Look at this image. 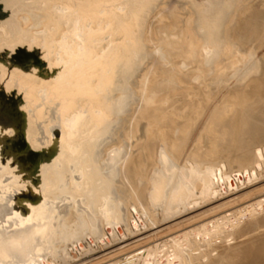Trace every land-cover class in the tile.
Here are the masks:
<instances>
[{"label":"bare ground","instance_id":"obj_1","mask_svg":"<svg viewBox=\"0 0 264 264\" xmlns=\"http://www.w3.org/2000/svg\"><path fill=\"white\" fill-rule=\"evenodd\" d=\"M154 1L0 0V206L15 205L10 212L3 208L0 214V264H42L41 258L55 264L69 246L83 247L84 236L104 242L106 235L114 238L117 232L122 234L119 227L127 221L107 182L120 161L121 147L107 149L100 162L94 154L124 103L123 91L113 94L117 72L120 68L124 73L131 70L143 53L144 42L149 43L150 28L144 36L139 34L140 18ZM191 1H199L201 20L197 27L190 24L184 29L181 38L173 36L178 38L175 46L179 49L172 58L173 68L180 69L184 80L187 74L176 61L196 57L182 61L181 66L195 65L192 73L198 75L189 82L199 85L180 87L171 78L159 81L160 66L152 68L141 86L144 109L130 133V138H135L139 122L144 120L145 136L137 140L139 153L125 163L124 170L130 204L137 212L134 217L140 220V215L145 216L148 230L159 216L158 223L171 221L173 227L199 225L111 264H264V198L248 203L261 188L227 202H211L209 209L181 217L227 193L226 186L234 188L233 179L246 185L264 173V124L249 132L261 115L254 112L261 96L254 94L256 100L246 103L243 117V106H237L238 115L236 110L215 111L185 157L186 141L195 132L201 111L194 121L187 122L190 129L183 141L178 132L168 130L159 136L154 129L157 122L151 106L170 88L193 91L189 97L193 99L201 95L202 87L205 89L202 81L210 75L214 93L217 86L232 79L245 83L246 89L254 83L253 90L260 85L248 80L258 70L251 63L255 49L240 50L232 42L233 36L225 41L219 38L222 6L209 0ZM234 2L238 6L241 0ZM19 10L23 11L16 17ZM159 18L161 22L166 17ZM41 20L46 22L36 27ZM173 23L178 25L177 20ZM107 91L109 99L102 102ZM189 98H182L179 105ZM52 107L57 109L60 131L48 134L46 142L39 144L36 123L44 121L47 132L52 125L48 118ZM181 120L182 116L173 113L159 125L171 127ZM252 145L259 146L252 149ZM144 147L151 161L138 177L136 169ZM12 193L17 196L9 199ZM65 201L73 202L75 209L80 204L83 213H76L68 226L59 224L58 206ZM238 203L250 211L233 209ZM230 211L235 217L230 214L228 220H216ZM230 223L237 226L232 229ZM132 225H136L134 221ZM215 237L217 240L210 242ZM191 238L197 241L190 242ZM170 243L182 248L175 249ZM176 250L185 255L181 258Z\"/></svg>","mask_w":264,"mask_h":264},{"label":"rangeland","instance_id":"obj_2","mask_svg":"<svg viewBox=\"0 0 264 264\" xmlns=\"http://www.w3.org/2000/svg\"><path fill=\"white\" fill-rule=\"evenodd\" d=\"M54 1L59 2L60 0ZM209 1L218 4L223 8V13L219 20V38L225 41L230 36H233L232 42L234 44H238L240 50H245L246 48L255 49L254 55L251 59V63L253 65H256L258 70L257 73L251 75L248 80L254 79L255 81H257L256 84L260 83V85L262 84L263 87L258 85V88L253 90L255 86L254 83L250 89H246L244 88L245 83L240 84L235 79H232L222 85L217 86L215 94L214 91H212L215 88V83L214 80L211 79L212 75H210L209 77H205L202 81L205 89L202 87L201 95L190 99L194 92L187 91L185 88L180 87L188 84L189 87L197 88L199 84L190 83V79L193 76V78L191 79L193 80L194 77L198 75V72L192 73V71L195 70V65L187 64L186 66H181V63L182 61L190 62L196 57L193 56L189 58V60H187L180 56L181 58L179 57L180 59L176 61V63L179 64V68H181V72L183 74H187L186 78L182 77L186 81L185 82L181 79L180 69L173 68L175 64L172 55L179 49V46H175V44L177 45L179 43L178 38H175L173 36L177 35V37L181 38L182 31H184V29H186L190 24L196 27L198 26L201 20V15L197 11L199 1L155 0L154 2H152L147 12L140 18L141 29L139 34L141 37L144 36L147 27L150 28L149 32L147 33L149 43L144 42L143 53L135 62L131 70L126 72V78H124L123 75L125 73L121 68L117 72L113 94L115 96L120 93V91H123L125 97L124 103L122 107L116 112L114 120L110 124L105 138L99 143L94 154L95 158L100 162L107 149H110L114 146L121 147L120 161L113 172L114 175H109L108 181L110 182L112 198L113 200L119 202L120 213L127 222H124L122 224V234L117 232L114 238H112V236L110 235H106V237L104 238V242L96 240L95 238H93V236H84V238L81 240V243L83 245L82 248H80L79 246L78 248L69 246L66 254L63 257L59 256L55 261V264H111L114 261H118L123 257L130 255L131 252L134 253L138 252L137 250H145L149 245H155L160 242H164L167 239L169 240L172 238V236L174 237L175 234L178 233L179 235V233L185 228L189 229L190 226L193 227L199 225L198 223H191L187 226L180 225L173 227L169 224V222L171 221L163 224L158 223L161 219V216H159L160 218H154V227H151L148 230L145 227L146 217L140 215V220L136 219L134 215L137 212L133 210L130 204L131 190L126 178L124 165L129 159L137 157L139 153V150L136 147L137 140L143 139L145 136L146 121L144 120L139 122V127L135 138H130V133L134 129L135 120L140 116V113L144 109L141 86L143 84V81L145 82L144 78L152 70L153 67L157 69L160 66V69H158L157 71L161 75L159 81H161L162 78H171L173 80H176L180 85V87L170 88L169 91L163 93L157 103L151 106V113L154 114L157 122L154 125L156 134H159L160 136L168 130L172 132H178L179 136L183 138V141L190 129V123L187 122L194 121L197 113L201 111V118L197 122L196 130L186 141L187 144L184 157L187 155V152L193 147L195 140L199 137V134L205 128L207 120L215 111L221 108H224V110H226L227 112L236 110V113L234 114L238 115L237 112L239 111H237V106H243L240 114V116L243 117L244 110L246 109V103L251 104L253 102L252 99L254 101L256 100V98L253 97L254 94H259L261 96L262 102L255 106L254 111L258 115H261L256 120L258 122L257 125L250 127L249 132L258 129L259 126L261 127V125L264 124V0H241L240 5L238 6L234 2V0ZM23 10H25L24 12H26V8H24ZM23 10H19L16 14V17H18L20 15L19 13ZM161 15L165 16L166 18H163L160 22L159 17ZM174 20H177V26L174 25ZM45 22V20H41V22L36 25V27H42ZM167 34L171 35H169L170 37H168V39L166 38ZM173 46H175V50L173 49ZM193 55L195 54L193 53ZM247 58L248 57L244 59L245 63L248 62ZM237 64L238 66H241L240 63ZM202 66L204 67V65ZM230 73H232V71L227 72V74ZM33 80L36 83L38 82V80ZM259 89L260 91H257ZM109 95L110 94L107 91L102 97L101 101H107V99H109ZM210 96H212L211 101L204 107V109H202L203 103L205 104V101L210 98ZM185 97L190 98L187 100L185 105L180 106L178 102ZM147 99H150V94H147ZM173 113H175L177 116H182V120L179 121L178 124L176 123L171 127L161 124L159 125L160 121L165 119L167 116L172 115ZM190 115H192V117L191 120L188 121V117ZM48 118L51 120L53 125L57 127L60 126L56 107H52L49 110ZM247 120H250V117L247 118ZM35 127L37 131V143H45L48 137V134L45 130V122L39 121L36 123ZM258 146L259 145H252V149H255ZM249 147H251V145ZM141 150L142 152L138 159V165L140 166V168L136 169V174H138V177L142 176L143 167L145 166V164L151 161L146 148H141ZM254 154L255 153L253 152V155ZM217 162H219V158H217ZM99 169L101 174L102 165H100ZM233 182L234 184H236L234 188L229 189L227 188V186L225 187V189H227V193H224V195H221V197H218L216 200L211 199L209 203L201 205L200 207H197L192 211H188L181 217L193 214L195 215L201 210L209 209V207H211L210 204L212 203H216L218 201H220V203L227 202L230 201L229 199L233 197V199H236L241 195H247L248 191L252 192V190L258 188H261L259 192L260 194L258 193L253 197V199H249V201L247 200L248 203L264 198V173H262L259 180L254 183L243 185L235 179H233ZM237 185L240 187H237ZM15 195L16 194L12 193L8 197L9 199L14 198ZM11 207L12 205H10V208ZM60 207H65L66 210L63 215H61L59 224H66L68 226L74 220V215L76 213H82V210L79 209V207L75 209L72 204H70V202L62 203L60 204ZM245 207L242 203H238L233 205L232 208L236 211L240 209H243V211H245ZM156 209L158 212L161 211V207H158ZM249 211L247 209L245 213ZM230 214H232V217H235L233 215L234 212L230 211L225 216L216 217V220H218V218L220 220H228L230 218ZM213 220H215V218L211 219V221ZM132 221H134L136 225H132ZM141 222L144 224V226L141 225ZM230 224L232 229L237 226L234 224L232 225V223ZM222 231L225 232L224 229H222ZM90 238L93 242H91ZM193 239L197 241L196 238ZM193 239L191 238L190 242ZM106 240H109L110 242L107 243ZM216 240L217 238L215 237L210 242ZM170 244L175 249L176 247H179L180 249L182 248V246H180V244L178 243ZM176 252L181 256V258L185 255L180 254L177 250ZM193 252H195L194 249ZM72 253L76 254L77 257L74 258L72 256ZM184 253L186 252L184 251Z\"/></svg>","mask_w":264,"mask_h":264},{"label":"water","instance_id":"obj_3","mask_svg":"<svg viewBox=\"0 0 264 264\" xmlns=\"http://www.w3.org/2000/svg\"><path fill=\"white\" fill-rule=\"evenodd\" d=\"M124 74V73H123ZM124 76V78H126L127 77V73L125 72V74L123 75ZM59 131H60V126L59 127H57V126H55V125H51V127L49 128V130L47 131V134H53V135H56V134H58L59 133ZM105 138V137H104ZM103 138V139H104ZM102 139V140H103ZM101 140V141H102ZM100 141V142H101ZM99 145V144H98ZM114 174H113V172H112V176H113ZM107 182H108V186H109V189H110V191H111V187H110V182L107 180ZM15 194V193H14ZM20 195H23V193H20ZM17 195H15V197H16ZM14 197V198H15ZM14 198H12V199H14ZM65 202H67V201H65ZM65 202H62V203H65ZM61 203V204H62ZM70 203H73V202H70ZM10 205H12V207L10 208ZM15 207V205L14 204H9V203H6L5 204V208L4 207H2V206H0V214L2 213V211H3V208L5 209V210H7V211H11V209L12 208H14ZM79 209H81L82 210V207H81V205L79 204ZM65 207H60V205L58 206V215H59V217H61V215L65 212ZM59 220H60V218H59ZM119 229L121 230V227H119ZM122 231V230H121ZM121 234V233H120ZM91 240V239H90ZM82 248V247H81ZM72 256L74 257V258H76L77 256H76V254H74V253H72ZM41 262H42V264H51V263H49V261H48V258H41ZM35 264V263H34ZM53 264V263H52Z\"/></svg>","mask_w":264,"mask_h":264}]
</instances>
